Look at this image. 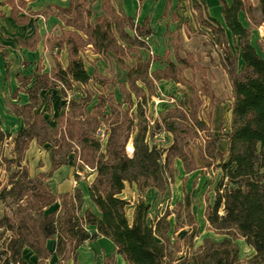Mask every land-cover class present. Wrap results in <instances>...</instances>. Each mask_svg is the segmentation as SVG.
I'll list each match as a JSON object with an SVG mask.
<instances>
[{"label":"trees","instance_id":"16d2710c","mask_svg":"<svg viewBox=\"0 0 264 264\" xmlns=\"http://www.w3.org/2000/svg\"><path fill=\"white\" fill-rule=\"evenodd\" d=\"M5 2L12 4L11 14H14L16 6L13 0ZM219 2L225 27L231 34L232 48L218 23L214 20V25L202 22L211 27L217 43L222 46V66L231 86L227 151L224 156L213 145L210 150L201 149L198 158L205 168L217 162L222 177L232 186L223 197L219 195L215 200L208 216L211 227L217 231L236 232L252 248L253 254L240 262L237 245L232 238L224 237L220 241L203 238L196 252L192 255L185 253L184 257L174 261L168 249L171 244L169 231H176L183 225L191 227L190 233L183 238L186 250L197 233L187 193L183 201L175 205L173 226L167 219L168 211L154 223H147L148 211L143 194L150 188L164 189L166 176L172 179L175 174V159L182 162L185 173L197 168L193 156L183 151V141L185 138L193 140L198 130L205 128L204 122L197 118L200 97L203 96L210 104L218 99L204 77V69L190 58H180L175 53L173 63L165 56L162 59L164 68L150 72L151 60L158 58L143 59L137 51L145 45L141 36L148 32L117 11L110 0H102L103 14L94 22L84 21L91 14L88 0H76L66 9L58 8L60 14L69 16L65 25L71 27L63 29L55 42L57 49L63 45L67 47V66L62 68L56 62L51 80L46 79L45 83L51 87L59 86L62 92L69 89L72 82L83 85L91 82L107 87L109 80L97 71L89 76L79 57V51L91 45L93 53H111L124 71V82L118 85L121 103L116 104L110 95H98L89 112L84 109L88 96L77 101L71 99L66 111L57 116L56 126L50 131L51 139L40 135L39 129L44 133L49 130L40 117L35 116L30 128L14 137V148L20 154L35 137L39 143L51 141L56 152L72 151L80 169L89 168L95 174L88 183L87 194L97 213L87 208L81 215L83 198L79 189L54 195L37 187L35 199H29L28 189L22 185L26 176H22L8 190H0V199L19 190L17 203L25 200L23 209L20 207L23 204L19 203L17 212L11 217L4 215L0 218V228L11 232L5 247L0 249V264H27L21 254L25 247L35 254L37 264H49L48 259L53 252L47 248L48 240L55 242L54 253L58 258L64 254L66 258L70 256L72 264H78L77 248L97 236L107 238L116 254L127 264H264V56L250 42V25L243 26L238 18L242 12L251 24H264V0H256V4L250 0ZM132 52L130 61L126 63L124 55ZM184 68H197L201 74L202 87H193L190 109L172 107L159 118L150 120L147 105L155 94V82L168 79L178 82V75ZM36 88L37 84L29 90L32 99H36ZM105 105L109 108L108 114L103 111ZM31 106L22 109L28 110ZM103 121L108 122L104 144L95 137V130ZM151 128H160L172 136L164 155L147 142ZM2 138L0 133V141ZM127 145L131 147L130 154L126 150ZM58 164L52 162L51 172ZM125 184L135 185L139 194L130 223L124 213L127 201L119 197ZM222 199L224 214L219 216ZM55 200L59 201V210L45 213L44 209ZM181 213H184L183 221L180 220ZM90 226L94 227L91 231L87 229ZM110 260L111 257H106L105 262Z\"/></svg>","mask_w":264,"mask_h":264},{"label":"rangeland","instance_id":"374dc122","mask_svg":"<svg viewBox=\"0 0 264 264\" xmlns=\"http://www.w3.org/2000/svg\"><path fill=\"white\" fill-rule=\"evenodd\" d=\"M250 2L252 4H256V0H250ZM240 21L245 27L250 25V42L256 47L257 52L264 56V24H251L244 14L240 15ZM134 25L138 24L134 23ZM143 31L148 32L147 34L141 36V39L145 42L149 39L148 34L150 31L145 26L143 27ZM200 45L202 47L198 48L201 49L200 52L202 54H187L183 58H190L199 66L200 58L203 59V57H206V59L201 60V62L208 66L217 64L222 65L224 53L220 44V46L218 45L217 47H214L213 43H210L209 38L204 39L201 37L199 46ZM172 48L178 49L180 48V45L177 43L175 45L172 44ZM149 50V45L146 43L144 46L137 49L139 53ZM133 53L134 52L124 55L126 63L130 61V57ZM149 55L155 57L153 53ZM92 59L93 57L90 55L87 56L85 63V67L87 69H90L88 62L91 65L94 64V62L91 61ZM103 60L106 63L105 69L109 74V84L107 87L94 89L89 88L86 90L88 100L84 103V109L89 112L91 111L92 106L97 102L98 95H110L116 104L121 103L120 93L113 90L112 87L115 86L116 83H120L119 80L123 74H120V70L116 68L115 59L112 54L103 56ZM201 67L204 69L203 66ZM217 67L219 69L213 70L214 75H207L204 69V77L209 82L210 88L218 101L210 104L203 96L200 97L201 101L197 105V118L204 122L205 128L204 130H198V135L193 140L185 138L183 141V151L187 155L193 156L196 161L197 168L184 176V172L181 170L179 163L174 161L173 167L175 169V175L172 179H168L166 176L164 189L162 191L154 188L147 189L142 196L148 211L147 223H154L156 218L160 217L165 211H168L169 215L167 216V219L173 226L175 223L174 212L176 203L183 201L185 193L189 195L191 213L197 225V233L192 239L191 246L188 250H186V243L183 238L185 235L190 233L191 227L183 225L176 231H173V229L169 231L168 235L171 244L168 249L171 251L174 261L184 257L185 253L192 255L196 252L198 246L201 245L203 238H209L213 241H220L224 237L232 238L233 242L237 245L238 258L240 262L245 261L253 254L252 248L248 246L244 239L236 234V232L214 230L208 220V216L211 214L215 200L219 195L223 197L232 187L231 183H229L226 178L222 177L221 171L217 166V162H214L209 168H205L202 167V163L198 158L201 149L205 148V150H210L213 145L218 151L222 152L224 156L226 155V146L228 143L226 134L229 131L231 116V90L229 89V85L226 82L224 73L220 69V66L217 65ZM184 69H182L178 75L179 85L172 86L168 92H163L164 95H160V97L157 95L156 99L151 98L148 102L147 115L150 120L159 118L162 112H165L167 109L172 107L181 106L183 109H190L188 99L192 94L193 87L197 89L202 87L200 79L201 74L197 68H190L197 71V79L196 81L194 79L188 80L183 76ZM188 78H190V75H188ZM67 93L68 89L64 92L60 90L59 95L54 99L53 92H51V113L45 115V120L48 125H51V129L55 127L56 116L60 112L62 113L66 111ZM74 93L77 94L80 93V91L76 89ZM158 105L163 106L160 107ZM122 107H124V105H122ZM103 111L105 114H108V106L105 105ZM103 122L105 126H108V122ZM30 126L31 125H28L27 129H29ZM38 132H40L42 137L51 139L50 131L48 133H46L47 131L45 132L46 136L42 130L39 129ZM7 136H11L12 138L7 139L6 142L2 141L0 143V190L3 188L8 190L14 181L21 179L22 176H26V178L22 181V185L27 187V195L29 196V199L31 198L32 200L35 199L34 195L37 187L41 188L43 191L47 190L54 195L68 189L69 187H72L73 189L77 185L83 193L87 191L90 175L93 174V172L87 168L81 170L72 151L69 153L56 152L51 144V141H47L46 143L42 142L35 149L29 147L18 154L13 143L15 134H8ZM171 141L172 136L169 133L163 132L160 128H151L147 135V142L149 146L155 147L163 155L164 150L170 145ZM126 149L129 152L131 147L127 145ZM52 162L59 164L51 172ZM183 176L184 178H182ZM17 193H19V190H17L15 194L0 199V218L4 215L11 217L14 212H17V204L19 205V203L23 204V206H20L21 209L25 207L24 199L22 201H18L17 203L16 200L19 196ZM119 197L127 201L124 213L127 221L130 223L132 220L134 206L139 197L138 191L135 186L129 187L128 184H125V187ZM223 202L224 199L221 200V205L218 209L219 216L224 214ZM59 207V201L55 200L50 206L44 209V212L49 213L52 211H58ZM88 207L92 209L88 200L84 199L80 212L81 215ZM130 209L131 215H129ZM180 220H184V213H181ZM87 229L91 231L92 227H88ZM10 236L11 232L0 228V249L5 247ZM46 245L47 248L53 252L52 257L48 259L49 264H54L56 261H59L60 264H72L70 256L66 258L63 254L60 255L61 258H58V256L55 255V242L53 240H48ZM66 248L65 251L69 252V249ZM21 254L27 264H37V258L29 248L25 247ZM76 257L78 264H127L118 254H116L113 244L107 238L101 236L92 237L90 240L81 244L76 250ZM106 257H111V260L105 262Z\"/></svg>","mask_w":264,"mask_h":264},{"label":"crops","instance_id":"0c3cea01","mask_svg":"<svg viewBox=\"0 0 264 264\" xmlns=\"http://www.w3.org/2000/svg\"><path fill=\"white\" fill-rule=\"evenodd\" d=\"M75 1L13 0L16 8L14 14H11L12 4L5 2V0H0V133L3 134L0 143L12 138L7 136L8 134H15L16 136L27 129V126L31 125L32 121L35 120V116L40 117L42 123L49 131L55 128L51 129V125H48L45 120V115L51 113V92H53L55 99L60 93V87H51L45 82L51 80V72L55 68L56 62L60 63L62 68L67 66V47L63 45L57 49L55 42L60 37L63 29H71V27L65 25V20L69 16L60 14L58 8L66 9L69 4ZM225 1L227 3L230 2V0ZM21 2L22 5L20 4ZM110 2L117 11L130 17L134 23L149 29V39L146 38L145 43L149 45L150 50L139 54L143 59L151 58L152 56L149 54L152 53L158 58V60H151L150 72L164 68L165 64L162 59L165 56L175 63V53L181 58L187 54H202L200 52L201 49H199L202 47L201 45L199 46L201 37L204 39L209 38L210 43L217 47L219 44L216 42L211 27L202 21L211 25H214L212 20L218 23L224 29L227 42L232 48L231 34L225 27L219 0H110ZM87 6L90 8L91 14L88 19L85 17L84 21L94 22L96 18L103 14L102 0H88ZM242 14V12L238 14L239 20ZM241 24L243 25L242 22ZM176 43L180 45V48H172V44L175 45ZM108 54L111 53H93L91 45H86L79 51V57L83 61L87 74L92 76L93 72L97 71L107 79L109 74L105 69L106 63L103 60V56ZM88 55L93 57L91 61L94 62L93 65L88 62L90 69L85 67ZM204 59L206 57L200 58L199 64L204 67L205 73L214 75L213 70L219 69L217 67L219 65L231 90L230 82L223 66L221 64L208 66L201 62ZM239 63L241 62L239 61ZM116 68L120 70V74H123L119 80L122 83L124 82V71L117 63ZM196 72V70L187 68L183 70V76L188 80L194 79L196 81ZM188 75H190V78H188ZM120 83H116L113 87L111 85L113 90L119 92L118 85ZM36 84L38 86L36 88V99H32L29 90ZM154 85L155 94L151 97L152 99H156L157 95L159 97L164 95V91L168 92L172 86H177L179 83L168 79L159 80ZM71 86L75 87L70 92L71 99L76 101L86 97V90L89 88L101 87L91 82L87 85L72 82ZM76 89L80 93L75 94ZM31 104L30 109H22V107ZM158 106L162 107L163 105ZM27 111H29V117L27 116ZM60 114L61 112L58 115ZM44 142L46 143L47 141ZM41 143L33 137L29 141L27 148L35 149ZM174 161L179 163L184 176H186L188 173H185L183 165H181L182 162L179 159ZM94 175V172L90 175V181ZM128 186L132 187L135 185ZM74 189L80 190L77 185L73 189L69 187L62 192H71ZM81 193L83 200H88L92 208L88 207L90 211L96 214V207L89 202L87 191L85 193L81 191Z\"/></svg>","mask_w":264,"mask_h":264},{"label":"built area","instance_id":"2783aa9c","mask_svg":"<svg viewBox=\"0 0 264 264\" xmlns=\"http://www.w3.org/2000/svg\"><path fill=\"white\" fill-rule=\"evenodd\" d=\"M75 89L74 86H71L69 89H68V93H67V97H66V101H67V104L68 102L71 100V94L70 92H72L73 90ZM95 137L99 139V141L104 144L105 141H106V138H107V128L106 126L101 123L95 130ZM127 150V149H126ZM128 152V151H127ZM88 170L92 171V169H89L87 168Z\"/></svg>","mask_w":264,"mask_h":264},{"label":"bare ground","instance_id":"6f19581e","mask_svg":"<svg viewBox=\"0 0 264 264\" xmlns=\"http://www.w3.org/2000/svg\"><path fill=\"white\" fill-rule=\"evenodd\" d=\"M131 150L129 149V152H130ZM131 153V152H130Z\"/></svg>","mask_w":264,"mask_h":264}]
</instances>
